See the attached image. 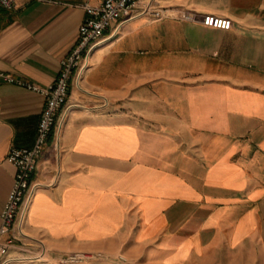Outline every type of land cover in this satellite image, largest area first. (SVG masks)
Returning <instances> with one entry per match:
<instances>
[{
    "label": "crops",
    "instance_id": "obj_1",
    "mask_svg": "<svg viewBox=\"0 0 264 264\" xmlns=\"http://www.w3.org/2000/svg\"><path fill=\"white\" fill-rule=\"evenodd\" d=\"M15 2L0 10V71L49 87L84 7L101 0ZM155 5L163 19L124 24L72 84L33 175L26 236L4 238L2 261L264 264V0ZM208 15L233 28L205 27ZM45 103L0 81V227L8 154L34 147ZM78 253L95 257L61 262Z\"/></svg>",
    "mask_w": 264,
    "mask_h": 264
},
{
    "label": "built area",
    "instance_id": "obj_2",
    "mask_svg": "<svg viewBox=\"0 0 264 264\" xmlns=\"http://www.w3.org/2000/svg\"><path fill=\"white\" fill-rule=\"evenodd\" d=\"M16 7L15 0H0V10H12ZM86 17L78 32V40L73 50L61 61V70L52 85L46 88L37 86L25 79L16 78L0 71V81L17 84L28 91L41 94L45 99V108L39 120L37 138L33 148L12 147L8 161L16 167V177L13 188L1 212L0 255L5 254L12 246V241L4 238L13 233L12 240L23 239L26 235L24 224L38 185L33 183L39 159L46 149L54 133L60 112L68 103L72 84L79 85L84 72L89 66L92 54L107 42L120 34L121 28L127 22L148 16L154 20L164 18L162 9L156 7L155 0H101L98 6L86 5ZM184 20L190 17L184 15ZM114 27L112 33L107 32ZM202 24L205 27L230 31L233 22L216 16H205ZM58 146V145H57ZM101 255H97L100 257ZM95 257L91 254H73L61 260L62 263H82ZM127 261L124 257H120ZM2 261L0 264H8Z\"/></svg>",
    "mask_w": 264,
    "mask_h": 264
},
{
    "label": "water",
    "instance_id": "obj_3",
    "mask_svg": "<svg viewBox=\"0 0 264 264\" xmlns=\"http://www.w3.org/2000/svg\"><path fill=\"white\" fill-rule=\"evenodd\" d=\"M62 127V126H61ZM61 127H60V129H61Z\"/></svg>",
    "mask_w": 264,
    "mask_h": 264
}]
</instances>
